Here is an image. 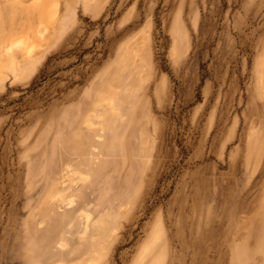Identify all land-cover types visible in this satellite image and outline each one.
<instances>
[{"label": "rangeland", "instance_id": "obj_1", "mask_svg": "<svg viewBox=\"0 0 264 264\" xmlns=\"http://www.w3.org/2000/svg\"><path fill=\"white\" fill-rule=\"evenodd\" d=\"M34 5L0 0L39 40L0 54V264H264V0Z\"/></svg>", "mask_w": 264, "mask_h": 264}, {"label": "bare ground", "instance_id": "obj_2", "mask_svg": "<svg viewBox=\"0 0 264 264\" xmlns=\"http://www.w3.org/2000/svg\"><path fill=\"white\" fill-rule=\"evenodd\" d=\"M34 1V3H37V5L39 4V6L41 7V10H42V13H44V14H47V12H51V13H53L54 12V10H55V8H56V6H57V4H58V0H53L52 2H51V4H48L47 3V1H45V0H33ZM25 2V1H24ZM47 5H51L52 7H53V9L52 10H50L48 7H47ZM35 6V5H34ZM39 6H37V7H39ZM36 7V6H35ZM36 7V8H37ZM37 14H39V13H37ZM50 14V13H49ZM39 16V15H38ZM50 16V15H49ZM47 17H48V15H47ZM40 18V17H39ZM49 18V17H48ZM41 20V19H40ZM36 28V27H35ZM43 30V29H42ZM35 31V30H34ZM29 33V32H28ZM42 33V32H41ZM31 34V33H30ZM36 34H40V33H37L36 32ZM32 36H33V34H32ZM42 36V35H41ZM1 38V37H0ZM10 38V37H9ZM32 38V37H31ZM31 38H30V36H29V34L27 35L26 33H24V34H16V35H14L13 37H11V39H9V40H6V43H4V40L2 39H0V54H2V53H6V55H5V53H4V55L6 56V58H7V56H8V58H13V56L12 55H10V54H12V53H14V52H16L17 50H21L20 52H22V51H24V52H22V53H24V54H27V53H30V51L32 50V48H33V44H37L36 43V41H33V39L31 40ZM33 41V42H32ZM39 41V40H38ZM37 41V42H38ZM263 41V40H262ZM2 43H4V44H2ZM39 45H40V43H38ZM7 51V52H6ZM19 52V53H20ZM8 53H9V55H8ZM14 55V54H13ZM18 55H21V54H18ZM15 56V55H14ZM15 58H16V56H15ZM12 60V59H11ZM2 63V62H1ZM1 63H0V65H1ZM4 65V64H3ZM1 67H3L2 65H1ZM1 67H0V69H1ZM1 72H2V70H1ZM262 79H263V77H262ZM261 79V80H262Z\"/></svg>", "mask_w": 264, "mask_h": 264}]
</instances>
